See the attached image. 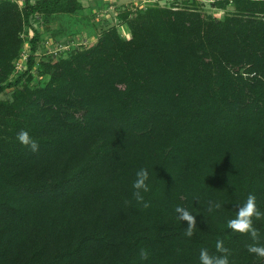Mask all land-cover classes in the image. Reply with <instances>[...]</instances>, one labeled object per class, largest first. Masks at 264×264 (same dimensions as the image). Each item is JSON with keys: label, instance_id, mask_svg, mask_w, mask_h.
Masks as SVG:
<instances>
[{"label": "trees", "instance_id": "16d2710c", "mask_svg": "<svg viewBox=\"0 0 264 264\" xmlns=\"http://www.w3.org/2000/svg\"><path fill=\"white\" fill-rule=\"evenodd\" d=\"M233 3L223 19L196 2L138 7L119 15L129 38L115 25L37 62L45 18L81 2L0 0V95L14 88L0 99V264H200L201 248L264 264L247 251L264 244V217L258 241L227 226L250 193L264 212V0ZM141 167L147 208L133 196Z\"/></svg>", "mask_w": 264, "mask_h": 264}, {"label": "rangeland", "instance_id": "374dc122", "mask_svg": "<svg viewBox=\"0 0 264 264\" xmlns=\"http://www.w3.org/2000/svg\"><path fill=\"white\" fill-rule=\"evenodd\" d=\"M19 3L23 0H17ZM36 1V0H33ZM82 11L75 14H58L45 18L42 28L40 25L44 43H40L36 53L37 62L53 60L57 61L63 53L69 55L70 50L90 47L96 43L101 33L115 25H119L120 33L127 38L130 32L122 24L119 15L125 11L136 13L139 7L159 4L161 6L193 5L196 2L197 9L217 19H223L226 13L234 11L233 0H230L226 9L216 7V0H79ZM23 4V2H22ZM21 5V4H20ZM34 26V25H33ZM35 28V26H34ZM55 33V35L53 34ZM51 41L50 44H46ZM28 45V44H27ZM25 45V49L27 48ZM28 50V48H27ZM31 50V49H29ZM43 79V78H42ZM14 88H8L1 95L2 100H11Z\"/></svg>", "mask_w": 264, "mask_h": 264}, {"label": "clouds", "instance_id": "9594fccd", "mask_svg": "<svg viewBox=\"0 0 264 264\" xmlns=\"http://www.w3.org/2000/svg\"><path fill=\"white\" fill-rule=\"evenodd\" d=\"M17 140L25 146H28L31 151H39V143L37 139L32 137L27 130H21L17 134ZM150 171L146 167H141L135 173V180L133 181V196L137 202L143 203L145 208L149 207V203L145 202L144 193L150 190ZM221 205L217 203L216 208H219ZM175 213L178 218L188 222V228L186 229V235L192 236L193 229L195 225L194 216L191 212L182 206H177L175 208ZM182 214V216H181ZM259 219L264 217V212H261L257 205V198L254 194H249L246 201L240 204L238 211L234 218L229 219L227 222L228 228L232 229L237 233H248L251 235L254 241L260 239L258 234V229L254 227L253 218ZM216 249L220 253H225L228 250L225 248L223 240H217ZM247 251L249 253L255 254L257 257L264 258V244L261 243H252L247 246ZM147 251L141 250V257L143 259L147 258ZM200 264H231L228 255H212L209 253L208 249L201 248L199 255Z\"/></svg>", "mask_w": 264, "mask_h": 264}, {"label": "built area", "instance_id": "2783aa9c", "mask_svg": "<svg viewBox=\"0 0 264 264\" xmlns=\"http://www.w3.org/2000/svg\"><path fill=\"white\" fill-rule=\"evenodd\" d=\"M34 26H35V28H39L36 23H34ZM32 36H33V33L31 32L30 37H32ZM50 43H51V41L46 42V44H50ZM27 48H28V50H27ZM27 48L24 50V52L22 53V55L20 56V58L16 62V71H17L16 73H19V72L27 69L26 61L28 60V56L30 55V52H31L29 50L30 49L29 45H27ZM66 56H67V53L64 52L63 57H66Z\"/></svg>", "mask_w": 264, "mask_h": 264}, {"label": "crops", "instance_id": "0c3cea01", "mask_svg": "<svg viewBox=\"0 0 264 264\" xmlns=\"http://www.w3.org/2000/svg\"><path fill=\"white\" fill-rule=\"evenodd\" d=\"M23 2V1H22ZM22 2H20L21 3V5H22Z\"/></svg>", "mask_w": 264, "mask_h": 264}]
</instances>
